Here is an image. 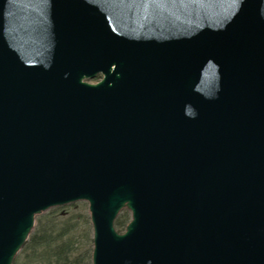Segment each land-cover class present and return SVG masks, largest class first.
Segmentation results:
<instances>
[{"label": "water", "instance_id": "95a60500", "mask_svg": "<svg viewBox=\"0 0 264 264\" xmlns=\"http://www.w3.org/2000/svg\"><path fill=\"white\" fill-rule=\"evenodd\" d=\"M80 200L92 264H264V0H0V264Z\"/></svg>", "mask_w": 264, "mask_h": 264}, {"label": "trees", "instance_id": "16d2710c", "mask_svg": "<svg viewBox=\"0 0 264 264\" xmlns=\"http://www.w3.org/2000/svg\"><path fill=\"white\" fill-rule=\"evenodd\" d=\"M79 203L55 208L36 218V224L13 264H92V226L87 206ZM63 217H67L63 219ZM131 219L128 209L115 221L124 231ZM86 224V231L80 228Z\"/></svg>", "mask_w": 264, "mask_h": 264}, {"label": "rangeland", "instance_id": "374dc122", "mask_svg": "<svg viewBox=\"0 0 264 264\" xmlns=\"http://www.w3.org/2000/svg\"><path fill=\"white\" fill-rule=\"evenodd\" d=\"M101 79H102V75H101V73H99V74L97 75L96 78H93V79H85V81H88V82H90V83H97V82H99ZM75 203L82 204V205H79V206L81 207V209L86 210V209H85V206H87V209H88V203L85 202V201H79V202H75ZM73 204H74V203H73ZM83 205H85V206H83ZM63 207H64V206H63ZM55 208H62V207H54L53 209H55ZM53 209H49V210L46 211L45 213H47V212H49L50 210H53ZM45 213H44V214H45ZM88 214H89V212H88ZM65 218H67V217H63V219H65ZM90 224H91V226H92L91 221H90ZM80 228H81V229H84V230L86 231V224H85V225H84V224H81V225H80ZM92 232H93V230H92Z\"/></svg>", "mask_w": 264, "mask_h": 264}]
</instances>
